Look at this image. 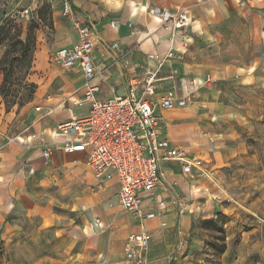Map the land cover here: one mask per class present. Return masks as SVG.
Instances as JSON below:
<instances>
[{
    "label": "crops",
    "instance_id": "1",
    "mask_svg": "<svg viewBox=\"0 0 264 264\" xmlns=\"http://www.w3.org/2000/svg\"><path fill=\"white\" fill-rule=\"evenodd\" d=\"M247 1L254 7L264 8V0ZM242 2L246 0H70L72 14L68 17L61 14L67 20L68 29L60 33L62 40L55 50L70 46L78 40L77 22L87 24L96 39L91 57L94 65L92 84L98 87L97 97L105 99L113 95H124L131 78L144 77L148 71L155 70H158V80L154 100L159 99L169 89L178 95L198 90L201 95H206L210 84L206 82L209 77L208 70L213 69L210 62L223 61L213 50L231 39L238 41L240 32L245 37L249 35L246 32L251 29L250 23L241 21L247 12ZM153 6L170 11L183 10L188 15L189 22L171 38L170 30L165 29L160 19L151 13ZM61 9L60 3V12ZM256 30L264 35V27L257 26ZM114 42L118 45L116 48L111 47ZM169 50L173 51V56L165 58ZM151 55L164 58L161 67L159 60ZM263 58L264 49L261 54L254 56L253 61H262ZM39 61V66L44 69L43 59ZM55 64L58 68H48L50 78L60 84L56 92L47 88L39 92L40 94L37 92L36 97L41 98L40 104L27 110L22 120H19L22 111L0 112V228L8 215L18 214L16 207H22L25 220L33 224L32 232H41L44 229L42 221L48 215V203L42 197L45 189L43 175L53 165L65 170L61 182L57 184L61 190L76 191L81 181H96L86 164V152H65L62 149L65 138L56 131L58 123L86 115L88 112L87 103H75L84 93L82 70L78 64L70 68ZM172 69H176L177 74L170 79ZM259 73V76L253 72L243 75L242 82L246 83L243 86L256 90L257 86H253L255 80L264 76V72ZM234 76L238 77L239 74L235 73ZM213 80L215 82L216 79ZM263 89L264 85L259 88V92L263 93ZM195 104L196 102L191 101L185 107L174 109L157 106L156 112L163 116V124L167 121L166 129L164 130L163 125L161 128L163 137L169 139L173 145L183 147L188 155L206 159L202 153L209 144L207 129L213 128V124L203 115L194 120V110L198 109ZM20 122L22 127L30 124L31 131L47 137L54 147L50 165L44 163L45 158L41 155L40 148H26L27 144L36 142L31 139L30 132L16 134L18 129L12 130ZM6 136L14 137V140L8 141ZM160 168L163 171L162 184L151 195L145 194L141 204L144 211L154 212V217L140 220L131 211L123 209L117 197L118 183L113 178L103 183L104 188L99 191L98 196L87 194L88 200L93 197L89 201L93 205L88 212L99 217L105 226L104 234L95 233V225L93 228L89 225V220L92 221L90 217L83 220L81 227H73L72 232L85 236L86 240L89 237L102 239V245L110 254L117 255L119 258L116 259L124 264H129L124 253L127 235L143 229L150 234L146 252L147 264H165L162 248L171 244L169 238L172 236L179 239L171 252H182L183 249H179L178 244L183 240L182 232L189 225L187 212L191 206L190 197L193 192L205 187L207 181L200 179L203 176L195 172L184 173L182 163L178 160L162 161ZM68 169L70 173H67ZM173 193L181 196V203H173ZM161 202L164 203L160 204ZM13 222L8 227L4 226V233L0 232V235L4 234L14 240L17 235L26 232L22 226L24 221L15 216ZM162 222L166 225L163 226ZM54 223L57 230L62 229L63 222L56 220ZM165 229L167 233L164 236L162 231ZM61 239L55 237V242H64ZM155 241L161 246L156 248ZM26 244L25 250L29 251L30 245L28 242ZM86 245L89 247L88 242ZM14 246H20L19 241L15 240ZM89 249L87 251L90 253Z\"/></svg>",
    "mask_w": 264,
    "mask_h": 264
},
{
    "label": "rangeland",
    "instance_id": "2",
    "mask_svg": "<svg viewBox=\"0 0 264 264\" xmlns=\"http://www.w3.org/2000/svg\"><path fill=\"white\" fill-rule=\"evenodd\" d=\"M60 3L61 0H0V112L22 111V120L27 110L40 104L37 92L59 89L60 84L50 78L49 70L58 68L52 56L62 40L60 33L68 29ZM242 5L247 12L241 21L250 23L251 29L246 32L249 35L245 37L240 32L238 41L231 39L216 47L213 52L223 61L210 62L213 69L209 68L206 78L210 83L207 94L201 95L199 90L189 93L198 108L194 110V120L203 115L213 124L207 129L209 144L202 154L214 173L210 178L201 177L207 181L206 186L190 197L189 225L182 232L183 251L171 252L179 239L175 236L169 238V246L160 247L165 264H264V91L259 92L264 76L253 83L256 90L245 88L242 82L243 75L253 72L259 76L260 71L264 72V60L253 61L264 49V35L256 30L257 26L264 27V8L254 7L247 0ZM40 59L44 69L39 66ZM235 73L239 76L235 77ZM166 127L165 120L164 130ZM17 129L16 134L30 132L36 141L26 148H40L42 152L45 145L50 146L49 157L44 160L50 165L54 147L47 137L31 131L30 124L22 127L21 122L17 123L12 130ZM64 172L53 165L43 175L42 197L48 203V215L42 221L41 232H32L33 224L25 220L22 207H16L17 215L6 217L1 233L4 226L14 223L15 216L25 222L22 226L26 232L14 240L0 235V264H124L102 245V239L86 240L71 230L81 227L83 220L90 217L89 225H95V233L104 234L105 226L99 217L88 212L93 197L88 200L87 195L98 196L104 184L81 181L76 191L61 190L57 184ZM56 220L63 222L62 229H56ZM162 233L165 236L166 229ZM62 235L64 242L56 243L55 237L61 239ZM15 240L20 246H14ZM156 241L158 248L161 245ZM26 242L29 251L25 250Z\"/></svg>",
    "mask_w": 264,
    "mask_h": 264
},
{
    "label": "built area",
    "instance_id": "3",
    "mask_svg": "<svg viewBox=\"0 0 264 264\" xmlns=\"http://www.w3.org/2000/svg\"><path fill=\"white\" fill-rule=\"evenodd\" d=\"M61 5L62 15L70 16V0H61ZM151 13L160 19L165 29L170 30L171 38L189 22V17L183 10L170 11L153 6ZM76 27L78 40L70 46L55 50L52 61L63 68L79 65L84 78V93L75 103H87L88 112L57 124V133L65 138L62 149L68 153L85 151L86 164L93 172L96 183L101 184L115 178L120 206L131 211L140 220L152 218L155 213L144 211L141 204L143 196L151 195L163 182V171L160 168L162 161H180L182 171L187 174L195 172L210 178L214 173L204 158L188 155L183 147L173 145L161 134L163 116L156 112V107H185L192 101L191 95H178L169 89L154 100L158 80V70H155L148 71L144 77L131 78L124 95H113L105 99L97 97L98 87L92 84L94 65L91 57L96 39L87 24L77 22ZM117 46L115 42L111 44L113 48ZM151 56L159 60L161 67L164 58ZM172 56L173 51L169 50L165 58ZM176 74V69H173L169 78H174ZM35 109L39 110V107ZM9 140L12 141L13 138ZM50 151V146L45 145L41 155L47 158ZM173 194V203H181V196ZM162 225L166 223L162 222ZM149 242L150 234L144 229L127 235L124 253L129 264H147ZM183 246V241L179 242L178 248Z\"/></svg>",
    "mask_w": 264,
    "mask_h": 264
},
{
    "label": "trees",
    "instance_id": "4",
    "mask_svg": "<svg viewBox=\"0 0 264 264\" xmlns=\"http://www.w3.org/2000/svg\"><path fill=\"white\" fill-rule=\"evenodd\" d=\"M2 31H3V27L0 25V42H1V38H2V37H1V34H2L1 32H2Z\"/></svg>",
    "mask_w": 264,
    "mask_h": 264
}]
</instances>
